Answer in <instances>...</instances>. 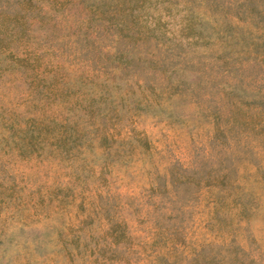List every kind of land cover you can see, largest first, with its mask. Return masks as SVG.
Returning <instances> with one entry per match:
<instances>
[{
	"label": "rangeland",
	"instance_id": "374dc122",
	"mask_svg": "<svg viewBox=\"0 0 264 264\" xmlns=\"http://www.w3.org/2000/svg\"><path fill=\"white\" fill-rule=\"evenodd\" d=\"M0 264H264V0H0Z\"/></svg>",
	"mask_w": 264,
	"mask_h": 264
}]
</instances>
